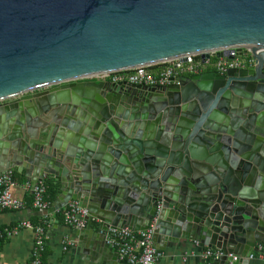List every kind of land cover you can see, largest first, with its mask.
Segmentation results:
<instances>
[{
    "label": "water",
    "instance_id": "1",
    "mask_svg": "<svg viewBox=\"0 0 264 264\" xmlns=\"http://www.w3.org/2000/svg\"><path fill=\"white\" fill-rule=\"evenodd\" d=\"M233 48L257 66L166 88L67 83ZM16 169L59 184L49 216L87 211L76 238L98 264H127L111 231L155 218L157 249L249 262L264 245V0H0V174Z\"/></svg>",
    "mask_w": 264,
    "mask_h": 264
},
{
    "label": "built area",
    "instance_id": "2",
    "mask_svg": "<svg viewBox=\"0 0 264 264\" xmlns=\"http://www.w3.org/2000/svg\"><path fill=\"white\" fill-rule=\"evenodd\" d=\"M231 57L220 56L217 53L194 59L189 62L167 64L160 66H144L107 73H99L83 77L70 79L67 83H129L132 85L146 87H168L176 84L175 79L182 76H193L205 72H214L216 75H223L230 69H254L257 61L254 53L247 48H233L226 50ZM222 53V51L220 52ZM14 172L0 174V213L2 212H20L25 209V204L14 198L13 191L17 186V181L13 176ZM26 191L31 192L33 196V208L40 214L41 226L34 227L31 222H23L15 227L5 229L0 234V238L13 239L23 231L28 230L34 233V248L32 258L29 264H42L43 253L46 248L47 231L50 204L46 200L47 188L44 182L32 185L31 181L25 183ZM87 211L79 207L77 202H71L63 210L64 223L74 229H82L86 225ZM156 218L152 221L150 227L145 231H134L130 228L114 229L112 235L120 238L121 243H116L118 257L127 264H158L163 256L155 245ZM114 243V241H111ZM115 244V243H114ZM73 246L72 241L69 242ZM197 245V244H195ZM224 253L219 249L205 248L201 249L199 258L201 264H213L218 261ZM233 257L238 261L239 257ZM259 260L264 262V245H257L256 251L253 252L249 260Z\"/></svg>",
    "mask_w": 264,
    "mask_h": 264
},
{
    "label": "crops",
    "instance_id": "3",
    "mask_svg": "<svg viewBox=\"0 0 264 264\" xmlns=\"http://www.w3.org/2000/svg\"><path fill=\"white\" fill-rule=\"evenodd\" d=\"M18 175L17 186L11 191L16 200L25 204V209L20 212H2L0 213V231L4 228L15 227L23 222H38L41 220L40 214L33 208V196L31 192L25 190L24 185L28 182L25 171L16 169ZM51 179L59 190V184L53 178ZM46 251L43 253L42 264H98L93 260L91 251L84 254L77 242L76 229L67 226L58 213L49 216L47 230ZM73 246L68 245L69 242ZM34 233L23 230L19 236L3 241L0 244V264H29L32 258L34 248ZM115 243V244H114ZM110 242L109 247L114 253H117V242ZM196 244V243H195ZM193 242L179 241L178 243H169L167 240L158 243L159 251L163 256L158 264H201L199 254L200 247ZM156 245V244H155ZM157 246V245H156ZM91 254V255H90ZM120 261H122L120 259ZM246 264H264L259 260H251Z\"/></svg>",
    "mask_w": 264,
    "mask_h": 264
},
{
    "label": "trees",
    "instance_id": "4",
    "mask_svg": "<svg viewBox=\"0 0 264 264\" xmlns=\"http://www.w3.org/2000/svg\"><path fill=\"white\" fill-rule=\"evenodd\" d=\"M13 176H14V179L15 180L19 179L18 178V175L16 173H13ZM44 184L46 185V188H47L46 200L51 205L55 201L56 196L59 193V190H58V188H56V185L54 184V182L51 179L46 180L44 182ZM58 217H62L63 218V211H61V212L58 213ZM37 221L38 222H34L33 223V226L34 227L41 226L42 219L41 220H37ZM5 229H9V228H4L2 231H0V234L3 233V231ZM45 229L47 231L48 230V227H45ZM5 240H7V239L0 238V244L3 243V241H5ZM45 251H46V248H45ZM45 251H44V253H45Z\"/></svg>",
    "mask_w": 264,
    "mask_h": 264
}]
</instances>
